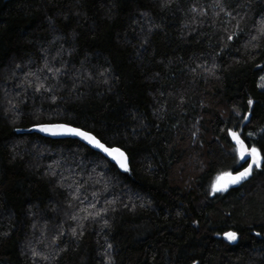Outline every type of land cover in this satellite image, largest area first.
<instances>
[{
	"label": "trees",
	"instance_id": "1",
	"mask_svg": "<svg viewBox=\"0 0 264 264\" xmlns=\"http://www.w3.org/2000/svg\"><path fill=\"white\" fill-rule=\"evenodd\" d=\"M262 21L264 0H0V264H264V166L212 192L246 164L229 129L264 155ZM46 122L129 171L22 131Z\"/></svg>",
	"mask_w": 264,
	"mask_h": 264
},
{
	"label": "snow or ice",
	"instance_id": "2",
	"mask_svg": "<svg viewBox=\"0 0 264 264\" xmlns=\"http://www.w3.org/2000/svg\"><path fill=\"white\" fill-rule=\"evenodd\" d=\"M259 31L261 34H264V21L261 22ZM229 40L232 39V36L228 37ZM256 39V37H253ZM261 80H264V76L261 77ZM40 87L38 86L37 91H39ZM259 87L264 88V84L259 85ZM253 100H248V105L251 107L253 105ZM243 119L245 121L249 120V114H245ZM36 127L41 132H49L51 134H71L75 136H79L85 139L88 143L92 144L94 147L101 149L104 153H106L109 157H111L117 165L124 171H129L127 157L123 151L119 148H108L105 147L96 137L90 135L88 132L81 131L79 128L68 127L67 125H41L37 124ZM229 136L232 138L234 143L236 144V153L240 160H243L247 163V167H244L242 171L236 172L235 175H232L230 172L223 173V177H226L223 183L212 185V192H223L230 185H238L241 182L247 180L253 173L254 169H261L264 166V155H262V150L258 149L256 146L249 147L245 140L242 139V134L236 131L229 129ZM253 133L249 132L248 136L251 137ZM248 157L251 158V162H248ZM221 177H217V180H220ZM259 235V233H257ZM225 239L229 242L237 240V232L235 231H227L223 233Z\"/></svg>",
	"mask_w": 264,
	"mask_h": 264
},
{
	"label": "water",
	"instance_id": "3",
	"mask_svg": "<svg viewBox=\"0 0 264 264\" xmlns=\"http://www.w3.org/2000/svg\"><path fill=\"white\" fill-rule=\"evenodd\" d=\"M39 124H41V125H61V124H63V125H67L68 127L79 128L81 131L88 132L90 135L96 137L93 133H91V132H89V131H87V130H84V129L80 128V127H77V126H74V125H72V124H68V123H65V122H46V123H39ZM35 125H37V124H35ZM35 125H32V126L28 127L27 129H24V130H22V131H28V132H32V131H34V132H37V133H39V134H41V135H43V136L50 137V138H67V137L77 138V139H79L81 142H83V143H85L87 146H89L90 148H92V149H94V150L100 152L102 155H104L106 158H108L112 163H114L118 168H120L119 165H117L116 162H115L111 157H109V156H108L106 153H104L101 149L96 148V147H94L92 144L88 143L85 139H83V138H81V137H79V136L71 135V134H55V135H54V134H51V133H49V132H41V131H39L36 127H34ZM96 139H98V138L96 137ZM98 140H99V139H98ZM99 141H100V140H99ZM100 142H101L102 144H104L105 147H108V148H119L121 151H123V152L125 153V155H126V157H127V163H128V161H129L128 156H127L126 152H125L122 148H120V147H118V146H109V145H106V144H105L104 142H102V141H100ZM250 162H251V160H250ZM120 169H121V168H120ZM242 170H243V168H242V169H239V170H228V171H225L224 173H226V172H230L232 175H235L236 172H238V171H242ZM219 177H221V179H220V180H217V184H221V183H223L224 180L226 179V177H223V173H222ZM241 183H242V182H241ZM241 183H240V184H241ZM238 185H239V184H238ZM235 186H237V185H230L228 188L235 187ZM223 237H224V236H223Z\"/></svg>",
	"mask_w": 264,
	"mask_h": 264
},
{
	"label": "rangeland",
	"instance_id": "4",
	"mask_svg": "<svg viewBox=\"0 0 264 264\" xmlns=\"http://www.w3.org/2000/svg\"><path fill=\"white\" fill-rule=\"evenodd\" d=\"M247 159H248V162H250L251 158L248 157ZM238 162H239V163H242V162H244V161H243V160H240L239 157H238ZM244 167H247V163H246L242 168H244ZM220 175H221V174H220ZM220 175H219V176H220ZM219 176H218V177H219ZM214 183L217 184V178L214 180L213 184H214ZM213 184H212V185H213Z\"/></svg>",
	"mask_w": 264,
	"mask_h": 264
}]
</instances>
